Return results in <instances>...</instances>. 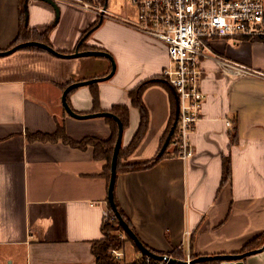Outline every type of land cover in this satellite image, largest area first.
I'll list each match as a JSON object with an SVG mask.
<instances>
[{
	"label": "crops",
	"instance_id": "1",
	"mask_svg": "<svg viewBox=\"0 0 264 264\" xmlns=\"http://www.w3.org/2000/svg\"><path fill=\"white\" fill-rule=\"evenodd\" d=\"M54 2L58 21L51 6L29 0L28 28L39 34L52 28L48 41L62 54L74 53L81 37L102 20L86 45L114 60L113 77L97 84L100 113L129 108L125 149L140 124L128 93L162 76L169 66L166 47L133 29L134 6L136 19L130 21L124 8L112 14L103 5L102 19L78 1ZM18 33V0H0V52L9 50ZM212 52L203 64L205 100L190 136L192 159L166 158L116 180V201L137 237L165 255L182 249L186 255L190 246L200 257L235 255L264 236V42L216 40ZM110 70L104 58L68 60L27 50L0 58V264H95L92 244L103 239L101 227L109 215L108 186L101 176L105 164L94 160L93 148L30 143L26 135H53L59 123L75 142L110 139L104 119H72L61 103L68 84L103 78ZM67 101L78 115L95 114L89 86L74 90ZM143 103L148 131L126 165L155 158L170 120L163 88L148 89ZM225 157L231 179L222 185ZM243 263L264 264V251Z\"/></svg>",
	"mask_w": 264,
	"mask_h": 264
},
{
	"label": "built area",
	"instance_id": "2",
	"mask_svg": "<svg viewBox=\"0 0 264 264\" xmlns=\"http://www.w3.org/2000/svg\"><path fill=\"white\" fill-rule=\"evenodd\" d=\"M130 2L138 12V19L132 24L133 29L166 47L169 66L163 71L162 76L178 97L176 141L180 150L179 158L187 161L194 156L190 136L201 117V107L205 100L202 90L203 64L213 55L212 43L216 40L255 41L264 37V0H130ZM84 7L102 17L106 13V9L85 5ZM220 62L226 67L229 66L221 60ZM226 127L231 130L232 123L227 121ZM108 218L109 215L106 214L105 221ZM111 254L117 261L123 256L122 253L115 251ZM191 261L193 260L188 248L183 262L189 264ZM135 264L169 263L144 256Z\"/></svg>",
	"mask_w": 264,
	"mask_h": 264
},
{
	"label": "trees",
	"instance_id": "3",
	"mask_svg": "<svg viewBox=\"0 0 264 264\" xmlns=\"http://www.w3.org/2000/svg\"><path fill=\"white\" fill-rule=\"evenodd\" d=\"M84 1L87 3L92 2V0H84ZM25 3H26V0H18L19 33H18V37L16 41L11 45L9 50L19 44L28 43V42H38V43L45 44L51 47L48 41V37H49V34L52 28L47 29L43 34H39L36 31H31L29 30L28 27H25V12H24ZM102 4L106 6L107 0H102ZM100 26H101V21L98 20L97 23L81 37L80 41L78 42L77 48H76L78 49V51L80 52H84V51L105 52L104 50L89 47L86 45L87 40L92 36V34ZM255 41L264 42V37L258 38ZM25 50L46 53L38 48H27ZM70 85L71 84H68L64 88V90ZM156 86L163 88L167 92L169 96V100H170V106H171L170 120L168 123V127L162 137V140L160 143V150L162 146L164 145L168 135L170 134L174 126V123L176 120L175 91L169 86L168 82L163 76L146 80L140 83L135 89L130 91L128 93V96L131 101V106L134 109L138 110L139 116H140V124H139L137 132L135 133L128 147H126L125 149L121 148L120 150V153L118 156V164H117V176L122 175V174H129V173H136V172L150 170L154 166H156L159 162H161L162 160L166 158H179L180 150L178 149L177 141H176L177 140V127H176L171 137L169 146L166 152L161 157H158V154L160 152L159 150L155 158L148 163L135 164V165L123 164V161H127L137 151V149L139 148V146L141 145L142 141L144 140L146 136V133L148 131V126H149V114L146 109V106L143 103V95L148 89L152 87H156ZM89 88L91 90L92 99H93L92 113L98 114L100 113V100H99V93H98V85L94 84V85L89 86ZM72 93L73 91L70 94ZM109 113H111L112 115H114L121 121L124 131H126L129 128L130 112H129L128 107L115 106L111 109ZM104 120L109 126L110 132H111L110 139L106 141H101L95 138H86L80 142H75L67 136L65 127L59 123H58L57 131L53 135H44L40 133H37V134L28 133L26 135V138L30 143H36V142L43 143V144L62 143L65 146H68L72 149H76L80 151H86L88 148H93L94 160L96 162H102L105 164L101 176L106 180V183L108 186L109 180H110V174H111V160L113 156V150H114V146L116 144V140L118 137V126H117V123L113 119L107 118ZM231 136L232 138L235 137L234 131H232ZM222 168H223V178H222V185H223L229 182L231 179V161L229 157H225L222 160ZM114 201H115L118 212L120 213L124 221L129 225L130 229L136 234V231L133 225L130 223L125 213L120 209L116 201L115 191H114ZM108 212H109V218L111 219L107 222L104 221L101 227V233H102L103 239L92 244L91 254L94 258L95 264H135V263H126L123 261V259H121L120 261H117L115 257L111 254L112 251L123 253L126 242L130 243L138 253H141V252L137 249L135 244L128 238V236L123 232V230L119 227L118 221L114 218V215L109 205H108ZM121 234L124 236H122ZM263 244H264V236L248 243L240 252L236 253L235 255H243L248 252L257 250ZM149 250L158 256L165 255V254L155 252L151 249ZM190 255H191L192 260H196L200 258V256L193 255L192 246H190ZM168 256H171L174 259L183 261L186 258L185 249L170 253L168 254ZM206 264H220V262L212 261V262H207Z\"/></svg>",
	"mask_w": 264,
	"mask_h": 264
},
{
	"label": "water",
	"instance_id": "4",
	"mask_svg": "<svg viewBox=\"0 0 264 264\" xmlns=\"http://www.w3.org/2000/svg\"><path fill=\"white\" fill-rule=\"evenodd\" d=\"M37 1L46 3L49 6H51L55 10L56 21H58L60 12H59V9H58L56 3L53 0H37ZM24 12H25V27H28V17H29V15H28V1L24 5ZM27 48H38V49H40V50H42L48 54H51L57 58H60V59L74 60V59H79V58H104V59H107L111 63V72L107 76H105L103 78L93 79L90 81L74 83V84H71L70 86H68L62 95V99H61L62 107H63L65 113L70 118L78 120V121L110 118V119H113L117 123L118 137H117L116 144H115L114 150H113V156H112V160H111V174H110V180H109L108 192H107L108 205L112 210L114 218L118 221L119 227L128 236V238L135 244V246L137 247V249L141 252V254L143 256L150 257L156 261H166L169 264H188L186 262L179 261L177 259L169 257L168 255L158 256V255L152 253L139 240L137 235L130 229L129 225L124 221V219L122 218V216L120 215V213L117 210V207H116V204L114 201V191H115L116 180H117L118 156H119L120 150L122 148L123 135H124V129H123V125H122L121 121L117 117H115L114 115H112L111 113H108V112L91 114V115H78L74 111H72V109L70 108V106L68 104L67 98L72 91H74L78 88H81V87L91 86L94 84L106 82L113 77L115 70H116V66H115V63H114V60L112 59V57L106 52H101V51L80 52V51H78V49H76L74 51V53H72V54H62L60 52L55 51L52 47H49L45 44H41L38 42H28V43L19 44L10 50L0 52V58L10 56V55H12L18 51L25 50ZM175 103H176V120H175L174 126H173L170 134L168 135L164 145L162 146V148L158 154V157H161L166 152V150L169 146L171 137L174 133V129L177 127L178 117H179V101H178V97L176 94H175ZM263 251H264V244L259 249L248 252V253L243 254V255H222V256H212V257H200L199 259L191 261L189 264H203V263L212 262V261H218V262H220V264H244L243 263L244 259L251 257V256L258 255V254L262 253Z\"/></svg>",
	"mask_w": 264,
	"mask_h": 264
},
{
	"label": "rangeland",
	"instance_id": "5",
	"mask_svg": "<svg viewBox=\"0 0 264 264\" xmlns=\"http://www.w3.org/2000/svg\"><path fill=\"white\" fill-rule=\"evenodd\" d=\"M67 1L72 2V3L75 2L74 0H67ZM76 1H78L80 4H82V6L85 5V6H89L92 8H98V9L101 8V5L98 6V5L93 4L92 2L87 3L84 0H76ZM107 4L109 6L110 13H112V14L118 13V11H120V10H122V8H124L126 10V17L128 20L134 21L136 19V10L133 7L130 0H107ZM110 219L111 218H108L107 221H109ZM122 236H124V235H122ZM123 251L124 252L122 253L123 254L122 259L126 263H136L143 258V255L141 253H138L130 243L126 242V245H125ZM17 264H22L21 260H18Z\"/></svg>",
	"mask_w": 264,
	"mask_h": 264
},
{
	"label": "flooded vegetation",
	"instance_id": "6",
	"mask_svg": "<svg viewBox=\"0 0 264 264\" xmlns=\"http://www.w3.org/2000/svg\"><path fill=\"white\" fill-rule=\"evenodd\" d=\"M29 2V0H26V2ZM92 3L93 4H95V5H101V8L103 9L104 7H103V4H101V3H99V1L98 0H92ZM26 4V3H25ZM94 10H96V9H94ZM101 18H102V16H100ZM103 19V18H102ZM100 21H102V20H100Z\"/></svg>",
	"mask_w": 264,
	"mask_h": 264
}]
</instances>
